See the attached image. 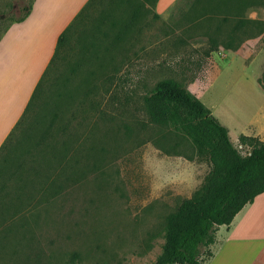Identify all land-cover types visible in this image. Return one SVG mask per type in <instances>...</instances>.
<instances>
[{
    "label": "rangeland",
    "instance_id": "obj_1",
    "mask_svg": "<svg viewBox=\"0 0 264 264\" xmlns=\"http://www.w3.org/2000/svg\"><path fill=\"white\" fill-rule=\"evenodd\" d=\"M215 1L183 0L177 20L140 34L112 1L89 7L36 112L0 151V179L26 161L22 205L0 206V264L156 262L169 216L211 170L188 137L151 123L146 98L161 81L201 100L243 155V136L264 142V0ZM34 2L0 0V38ZM212 249L228 257L225 243Z\"/></svg>",
    "mask_w": 264,
    "mask_h": 264
},
{
    "label": "trees",
    "instance_id": "obj_2",
    "mask_svg": "<svg viewBox=\"0 0 264 264\" xmlns=\"http://www.w3.org/2000/svg\"><path fill=\"white\" fill-rule=\"evenodd\" d=\"M94 3L95 0H91L60 36L56 53L23 117L0 151L36 112L51 87L50 78L77 28V22L83 19ZM31 12L32 5L25 8L24 16L14 22H24ZM146 105L151 123L171 125L184 134L196 148L197 158L206 160L211 167L201 188L169 216L163 253L154 264H205L214 256L212 248L216 244L219 228L229 227L247 205L264 194V142L243 136L242 143L249 142L248 145L252 147L247 155H243L232 142L229 130L213 116L211 110L186 87L172 80L159 82L146 98ZM25 166L26 161H22L16 165L14 172L12 168L8 174H2L4 178L0 180L4 183L0 181V206L8 199L22 205V171ZM36 170L34 174L37 177ZM6 184L8 188L15 186L17 192L11 195L3 191Z\"/></svg>",
    "mask_w": 264,
    "mask_h": 264
},
{
    "label": "crops",
    "instance_id": "obj_3",
    "mask_svg": "<svg viewBox=\"0 0 264 264\" xmlns=\"http://www.w3.org/2000/svg\"><path fill=\"white\" fill-rule=\"evenodd\" d=\"M90 1L35 0L29 17L24 22L11 24L0 38V149L23 117L56 53L60 36ZM109 1L114 7H122L116 13L129 22L126 31L140 34L146 23L147 32L153 30L150 21L166 22L172 16L177 20L180 14H174V9L183 0ZM204 1L185 0L189 5ZM220 228L221 242L217 234L216 242L225 243L228 257L214 254L205 264H264V194L247 205L229 227ZM239 250L244 257H231Z\"/></svg>",
    "mask_w": 264,
    "mask_h": 264
}]
</instances>
